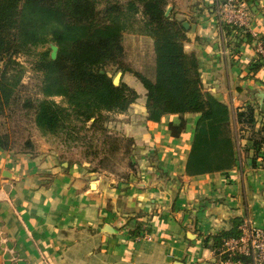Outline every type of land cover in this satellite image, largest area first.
Returning a JSON list of instances; mask_svg holds the SVG:
<instances>
[{
  "label": "crops",
  "instance_id": "crops-1",
  "mask_svg": "<svg viewBox=\"0 0 264 264\" xmlns=\"http://www.w3.org/2000/svg\"><path fill=\"white\" fill-rule=\"evenodd\" d=\"M223 1L169 0L168 9L189 25L185 49L239 133L237 112L247 106L264 122V6L245 0L249 32L228 35L217 16ZM129 74L122 76L128 85ZM138 94L118 116L140 158L129 182L90 171L63 146L43 142L33 154L0 149V264H219L205 238L231 230L236 218L264 229V160L254 164L251 144L239 140L229 172L187 176L198 116L187 115L186 131L175 138L169 125L179 118L149 122L146 93Z\"/></svg>",
  "mask_w": 264,
  "mask_h": 264
},
{
  "label": "trees",
  "instance_id": "trees-1",
  "mask_svg": "<svg viewBox=\"0 0 264 264\" xmlns=\"http://www.w3.org/2000/svg\"><path fill=\"white\" fill-rule=\"evenodd\" d=\"M169 4V0H0V117L20 107L43 136L60 138L67 148L95 150L91 154L107 160L120 153L131 156L128 167L134 168V139L113 135L109 124L126 114L139 94L122 78L115 84L106 70L113 66L132 74L145 88L149 122L159 123L168 115L179 118L178 125H169L173 137L186 131L187 115L198 116L187 176L232 170L241 139L251 144L254 164L260 157L264 160V122L258 125L255 108L247 106L237 112L236 132L229 106L205 91L199 60L185 49L188 29L173 13L167 15ZM223 28L228 35L242 34L232 25ZM128 34L149 44L150 61L144 68L124 62ZM53 45L58 47L56 59L51 56ZM23 55L33 58L35 93L24 83ZM38 147L29 138L18 153L33 154ZM0 149L15 150L13 136L1 129ZM243 221L236 218L231 230L205 238L204 245L214 250L219 264L229 259L221 253L224 242L241 237ZM231 260L252 263L243 255Z\"/></svg>",
  "mask_w": 264,
  "mask_h": 264
},
{
  "label": "rangeland",
  "instance_id": "rangeland-1",
  "mask_svg": "<svg viewBox=\"0 0 264 264\" xmlns=\"http://www.w3.org/2000/svg\"><path fill=\"white\" fill-rule=\"evenodd\" d=\"M124 1V0H122ZM250 16V13H249ZM251 20V19H250ZM125 49H126V57L124 62L127 66H133L134 68L138 67L141 69L146 66L149 60V44L145 39L139 37L135 34H128L125 37L124 41ZM37 50H41V48H37ZM33 58L28 55H23L20 58V63L25 68V77L24 83L32 87V89L28 90L29 92H36V89L33 87L38 83L37 75L32 71V62ZM3 65L0 64V71ZM107 72L115 79H120L123 76V72L119 71L116 67L109 66L106 68ZM127 82L140 92L142 95L141 99L145 98L144 93H146L143 85L137 81V79L131 74L126 75ZM24 94V93H23ZM146 95V94H145ZM58 102L62 103L60 98L56 99ZM125 119V118H123ZM120 120L117 119L109 124L110 131L113 135H123L127 136L122 131V123H118ZM0 129L2 132H8L13 136L15 141V152H20L22 150V145L26 139H32V141L38 146L41 143L46 142L53 146H63L68 151L69 154L74 157L77 161H84L88 164L90 171L96 172L98 174L106 176L109 180L114 183L120 181H130L131 178H137L139 173V156L136 153V150L132 153V161L134 164V168L128 167V163L131 159L129 156L117 155L115 158H107L103 159V155L100 154L98 156L91 154L95 150L90 152L86 151L84 146L73 145L71 148L65 147L60 138H54L53 136H43L35 127L33 123L32 116L27 114L26 111L22 110L20 107H16L13 111H8L5 116L0 117ZM128 137V136H127ZM102 142L99 139V144Z\"/></svg>",
  "mask_w": 264,
  "mask_h": 264
},
{
  "label": "built area",
  "instance_id": "built-area-1",
  "mask_svg": "<svg viewBox=\"0 0 264 264\" xmlns=\"http://www.w3.org/2000/svg\"><path fill=\"white\" fill-rule=\"evenodd\" d=\"M217 16L221 24L237 27L240 32L247 34L250 29V16L245 0H224L218 7ZM258 52L264 55V45H258ZM239 238H230L224 242L221 253H227L229 259L223 264L234 263L231 258L236 255L247 256L251 264H264V229L255 225L247 218L244 219Z\"/></svg>",
  "mask_w": 264,
  "mask_h": 264
},
{
  "label": "water",
  "instance_id": "water-1",
  "mask_svg": "<svg viewBox=\"0 0 264 264\" xmlns=\"http://www.w3.org/2000/svg\"><path fill=\"white\" fill-rule=\"evenodd\" d=\"M263 6H264V0H263ZM170 14V9H168L167 11V15ZM184 26L189 29V25L187 23H184ZM52 53H51V56H52V59H56L57 57V52H58V47L53 45L52 47ZM115 84H118L119 83V79H115L114 80Z\"/></svg>",
  "mask_w": 264,
  "mask_h": 264
}]
</instances>
